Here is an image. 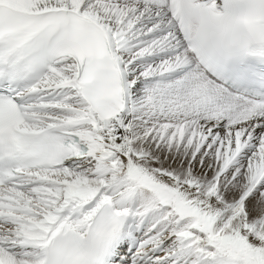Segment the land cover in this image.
Masks as SVG:
<instances>
[{
  "label": "snow or ice",
  "instance_id": "snow-or-ice-1",
  "mask_svg": "<svg viewBox=\"0 0 264 264\" xmlns=\"http://www.w3.org/2000/svg\"><path fill=\"white\" fill-rule=\"evenodd\" d=\"M0 264H264V0H0Z\"/></svg>",
  "mask_w": 264,
  "mask_h": 264
}]
</instances>
